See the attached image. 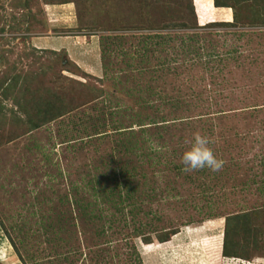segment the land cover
<instances>
[{
  "label": "rangeland",
  "instance_id": "rangeland-1",
  "mask_svg": "<svg viewBox=\"0 0 264 264\" xmlns=\"http://www.w3.org/2000/svg\"><path fill=\"white\" fill-rule=\"evenodd\" d=\"M218 1L237 11L236 27L207 28L221 9L213 0H72L76 31L104 51L96 79L31 43L50 34L48 5L62 0H0V264H264V252L221 255L225 215L258 209L264 232V0ZM169 22L198 35L145 40ZM144 49L151 71L131 62ZM88 88L102 104L66 113ZM151 118L165 123L130 134ZM96 119L106 136H94L106 130L91 128ZM197 132L221 170L183 171ZM116 178L123 194L135 188L133 201L95 208Z\"/></svg>",
  "mask_w": 264,
  "mask_h": 264
},
{
  "label": "trees",
  "instance_id": "trees-1",
  "mask_svg": "<svg viewBox=\"0 0 264 264\" xmlns=\"http://www.w3.org/2000/svg\"><path fill=\"white\" fill-rule=\"evenodd\" d=\"M252 1H254V0H248V2H252ZM213 5H214L215 8H228L229 7V6L228 7L225 6L224 4L219 3L218 0H213ZM229 8L232 9V11H233V21L231 23H227L226 24V23L217 22V23H214V24H209L207 26V28H211V27H214V26L215 27H217V26H219V27H228V28L236 27L235 24H236L237 17H238L237 11L234 8H231V7H229ZM169 18H170V20L174 19L172 14L169 16ZM170 22H172V21H170ZM170 22H169V24L167 26H163L162 27V28H164V29H162V31H151L152 29H155L153 27L146 28L145 30H147L148 32L154 33V34L145 36V37H147V38H145V40L146 39L147 40L153 39V37H157L159 39L171 40L172 36H177L179 39L183 38V37H186L188 39H193V37L198 35V34L193 32V30H195V31L198 30V27L196 25L193 26V28H191L193 33H188L187 35H185L184 32L188 31V29L186 28V24L180 23V24H176V25H174V24L170 25ZM149 25H151V24H149ZM191 29H189V30H191ZM145 30H140V31L143 32ZM165 31L167 32L166 34H161L162 32H165ZM170 32H171L172 36L170 34H168ZM172 32H174V33H172ZM180 32H182V33H180ZM188 49H189V51H191V49H192L191 46H189ZM101 51H102V53L104 52L103 49ZM148 51H150V50L149 49H144V51L142 50L140 52V50H138V51H136L134 53V56H136V58L140 57L139 58V62H138L137 59L136 60H131V62L137 61V64L140 65V66H136L135 65L136 68L142 69V67L144 66L145 69L151 71L150 68L148 69V64L149 63L148 62L142 63V59H141V57L144 56ZM206 57L207 58H212L213 56H211L210 53H208V54H206ZM103 67H105V65H103ZM138 71H141V70H138ZM87 87H89V86L88 85L85 86V88H87ZM98 91L96 92V89L92 90V89L88 88L87 92H88L89 96L80 98V102L81 103L78 104L77 106H71V108L68 109V111L66 113L73 114V113L76 112L74 110H78V109H80L82 107H86L88 105H95L99 101H102L104 99V97L102 96V90H98ZM54 101H55L54 104L58 105L60 103L59 98H57V100H54ZM99 103L102 104L101 102H99ZM104 103H106V102H104ZM149 107L151 109H154L155 111L159 110L158 107H153V106H149ZM109 108H111L110 104H106L104 106V109H109ZM59 110H61V112L56 115L57 118H61V117L66 116V113H64V111L62 109L59 108ZM95 113L99 117V115L101 113H103V112H100V113L95 112ZM99 118L101 119V117H99ZM161 119H160L161 120L160 122H158L157 120L151 118L149 120H144L146 122L145 124L141 123V122H139V123H131V125L133 124L132 126L136 127V129L137 128H139V129L133 130V128L130 127V134H133V133L143 134L145 132L147 133V131L144 130L145 128H141V127H143L145 125L149 127V126H158V124H161V123L164 124L165 120L163 118H161ZM100 122H102V121H100ZM100 122H99L98 119H96L94 121L93 120L90 121L88 124L91 126L92 129L97 131L99 125H102L103 127L105 126L104 122H102V123H100ZM78 124L80 125V122ZM105 128H106V126H105ZM100 131L98 133H95L94 136H98V135L106 136L107 135V128L104 131L103 130H100ZM130 149H131V147H130ZM118 173H120L121 175H124V173L126 174L127 171L126 170L116 171V173L113 174L114 178H115V176L118 175ZM96 183H98L97 180H96ZM120 185L123 186L124 184H119L118 183V179L116 178L113 186H111V187L109 186L107 188H106V186H103L102 188H100L101 196L103 198V201L100 204L98 202H96V203L93 202V205L95 206V208L103 210V209L106 208V206L109 205V206H113L115 209H117L119 204L114 203L115 200H116L115 198L117 197V199H119L121 201V203L124 204L125 203L124 200L128 198V196L125 197L124 195H129V194H130V201L132 202L133 198L131 200V196L133 197V193L135 191V188H132V186L130 185V190L125 189L124 191L126 192V194H123V192H120V190H121ZM125 186H127V185H125ZM243 188L244 189H249V188H247V187H245L243 185L241 190H240V192L243 191ZM248 191H250V190H244V193H246ZM256 191L260 195H264V187H262V188L259 187ZM79 207L81 209H84V207L82 205H79ZM86 207L87 206H85V208ZM98 209H97V211H99ZM257 211H258V209L253 211V212H251V211L243 212L242 211V212L235 213V214L225 215V227H224V231H223V240H222V249H221L222 257L238 259V260H241V261H247L248 262L247 259H250L254 254H256V253H260L261 254V253L264 252V235H262V233H264V232H261L260 229L258 231H256L254 227H260V226H258V225L255 226L253 224V221H252L253 216L255 214L258 215V213H255ZM222 217L224 218V216H218L217 218H222ZM190 225H188V226H190ZM176 234H178V232H174V233L170 234V236L168 235V237H166V236L165 237H161V238L158 239V241H159L158 243L159 244H163V243L169 242L170 237L172 235H176ZM240 234H242V236H240ZM8 239L13 243L11 238H8ZM240 240L242 241L241 243L243 244L242 247L240 246ZM146 244H150V243H146ZM240 249H242L243 253H244L242 258L238 257V251Z\"/></svg>",
  "mask_w": 264,
  "mask_h": 264
},
{
  "label": "crops",
  "instance_id": "crops-1",
  "mask_svg": "<svg viewBox=\"0 0 264 264\" xmlns=\"http://www.w3.org/2000/svg\"><path fill=\"white\" fill-rule=\"evenodd\" d=\"M208 1L212 4V0ZM215 10L217 11V18L212 20L213 22H218L219 20L232 22V18L230 21L225 19V13L229 9L221 8ZM47 11L50 15L47 22L50 34L33 37L31 39L33 47L42 51L49 50L64 53L69 61L84 71V73L96 79H101V75L104 74V67L99 53L100 50H97L98 47H96L93 40L97 36L76 31L78 28L76 25L77 20L71 18L73 12L74 14L76 13L72 0H63L60 4L48 5ZM212 21L208 20L206 22ZM55 29L61 31V33L53 34L52 32Z\"/></svg>",
  "mask_w": 264,
  "mask_h": 264
},
{
  "label": "clouds",
  "instance_id": "clouds-1",
  "mask_svg": "<svg viewBox=\"0 0 264 264\" xmlns=\"http://www.w3.org/2000/svg\"><path fill=\"white\" fill-rule=\"evenodd\" d=\"M210 143L208 137L202 136L198 132L194 134L191 147L181 157L184 172H193L204 168L216 172L223 168L225 161L217 158L213 149L209 147ZM240 262L244 261L240 260Z\"/></svg>",
  "mask_w": 264,
  "mask_h": 264
}]
</instances>
